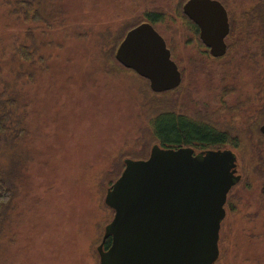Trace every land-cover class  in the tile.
<instances>
[{
  "label": "rangeland",
  "instance_id": "374dc122",
  "mask_svg": "<svg viewBox=\"0 0 264 264\" xmlns=\"http://www.w3.org/2000/svg\"><path fill=\"white\" fill-rule=\"evenodd\" d=\"M115 1L116 10L123 2L135 9L122 8L117 15L124 17L111 19L108 0H33L41 20L30 26L32 37L17 40L23 31L17 6L6 8L0 0V115L18 107L5 122L12 130L0 136V169L13 191L0 212V264H98L93 245L111 213L100 208L101 187L92 178L101 179L98 170L117 156L125 138L136 136L134 125L157 113H141L138 104L152 98L134 71L118 74L109 68L104 74L105 66L95 61L90 39L106 48V56L112 50L98 37L103 23L142 14L136 0ZM174 17L171 12L167 19ZM152 24L170 50L177 46L172 59L182 83L178 101L169 98V107L184 105L192 115L218 112L223 122L240 114L237 131L246 130V136L234 152L241 179L226 204L219 264H264V239L258 238L264 237V138L251 117L262 108L254 101L256 75L241 59L226 57L219 65L198 53L189 46L192 33L179 38L184 29L179 20ZM23 38L35 53L27 63L13 48ZM232 88V94L226 91ZM221 90L227 93L223 101ZM164 93L157 97L161 104Z\"/></svg>",
  "mask_w": 264,
  "mask_h": 264
},
{
  "label": "water",
  "instance_id": "95a60500",
  "mask_svg": "<svg viewBox=\"0 0 264 264\" xmlns=\"http://www.w3.org/2000/svg\"><path fill=\"white\" fill-rule=\"evenodd\" d=\"M183 11L199 27L211 56L224 57L231 31L226 7L219 0H189ZM115 58L155 93L182 83L179 66L152 23L131 29ZM260 132L264 135V124ZM236 173L231 150L195 155L192 147L154 144L147 159H125L105 197L115 213L97 248L100 264H215L228 197L241 179ZM109 237L112 244L105 250Z\"/></svg>",
  "mask_w": 264,
  "mask_h": 264
},
{
  "label": "trees",
  "instance_id": "16d2710c",
  "mask_svg": "<svg viewBox=\"0 0 264 264\" xmlns=\"http://www.w3.org/2000/svg\"><path fill=\"white\" fill-rule=\"evenodd\" d=\"M2 1L6 8H12L14 3L17 6V24H20V28L23 27V31H18L17 33V40L24 36L26 38L32 37L30 26L32 24H39L38 22L41 20V14L36 12L33 0ZM108 1L110 3L108 8L111 7L108 11V13H110L109 16H111V19H120L124 17L117 15L119 11L121 12L122 8H126L131 12L135 9V5L132 2L129 7L124 5L123 2V6L116 10V1ZM188 1L189 0H136L138 9L142 11V14L138 15L137 18L128 20H113L108 23H103L98 37L104 42V45L105 42H107V45L112 47V50H110L107 56L106 53L108 51H106L105 47L100 48L99 44L94 43V41L91 39L89 40L90 45L92 44V48L97 51L96 57L98 59H95L96 63L105 66V68H103L104 74L109 73V68L118 74L134 73L132 70L123 67L114 57L117 47L124 40L125 35L131 29L145 22H155L157 24L160 22L166 25H174V23L179 20L184 25V29L178 30L179 38L182 40L184 39V32H189L190 34L192 33L194 38L190 40L189 46H194V50H199L198 53H201L208 60L219 65H222V59H225L226 57H230L233 61L241 59V63L244 62V66L249 67L252 75L253 73L256 75V91L254 95V101H261L262 108L260 109L261 112L259 110H255V114H252L253 116L251 117L254 120L256 119V124L251 126L254 127L255 132L258 135L264 138L259 128L260 124H264V117H257L258 114H261L262 112L264 115V0H219L228 11L231 25V31L226 40L228 44V51L227 54L221 58H214L211 56L209 49L200 39L199 27L184 13L183 7ZM122 12L124 13V11ZM171 12H173L175 17L174 19L169 20L167 18ZM98 20L100 21L101 19L99 18ZM158 32L160 33V31ZM26 41L27 39L23 38L21 39L18 47H13L17 49L18 52L20 51L22 53L23 56L20 58V61L24 63L31 62L35 55V53L30 50L31 45L28 46L25 44ZM176 47L177 46L174 45L171 48L172 58H174ZM234 55L238 56V58H234ZM36 62L41 65L44 64L42 58H39V60ZM230 64L231 60H229V62H224V65ZM134 74L137 75L136 73ZM137 77L143 81L146 90L152 98L150 101L147 100L144 103L138 104L141 113L145 115H147L146 113L148 111L157 113L149 116L148 123H145L140 119V121L134 125L136 136L133 135L125 138L123 140L124 144L120 145L118 148L117 156H112L109 162L98 170V173L102 176V178H92V182L95 184L99 182L101 187L102 195L99 199L100 208L107 209L111 213L110 219L106 222H103L101 235L93 245V250L97 256L98 264H100V262L99 255L96 252V247L100 244L105 227L112 221L115 213L112 208L105 204L106 192L123 173L125 169V159H147L150 155V148L154 144H159L164 148H180L187 146L192 147L195 143H198L204 148L231 150L234 152L235 149L241 146L240 141L241 136H243L242 134L246 136V130L244 133L239 134L238 132L240 130V127H237L240 114L236 117H233L234 119L232 121H224L227 122V124H222L224 122L220 119L223 116L218 112L210 114L208 111L204 113L202 111L192 115L191 111L187 110L184 105L177 106L174 104L175 108L169 107V105H171V100H169V98L175 100V102L178 101H176L177 97L175 96L180 94L179 92L181 86L174 91L164 93L167 95L164 99V104H161V101L158 100L157 97L162 94L152 92L148 81L139 75H137ZM226 91H229V93L232 94V92H235V89H227ZM219 96L223 101L227 96V93H224V90H221L218 97ZM5 101L6 100L3 102ZM7 101L9 102V100ZM10 109L12 110L11 114L4 112L5 116L0 115V136H4L5 133H7L9 130H12V127H7V125L5 126V122L8 120V118H11L13 114H16L18 107H16L14 104V108L10 107ZM238 109L241 111V107ZM223 111V109L220 110L221 113ZM256 113H258L257 116ZM6 115L9 116L7 117ZM12 197L13 191L0 169V212H2L10 203ZM258 238H260V240L264 239V237ZM220 243L221 237L219 246ZM111 244L112 238L107 239L105 243L107 249H109ZM220 250L222 255L221 246ZM219 262L220 258L215 264H219ZM251 262L254 264V261Z\"/></svg>",
  "mask_w": 264,
  "mask_h": 264
},
{
  "label": "flooded vegetation",
  "instance_id": "af4514ba",
  "mask_svg": "<svg viewBox=\"0 0 264 264\" xmlns=\"http://www.w3.org/2000/svg\"><path fill=\"white\" fill-rule=\"evenodd\" d=\"M188 147V146H187ZM192 148H194V150H195V155H198V154H200V153H202V152H207V151H209V150H222V149H208V148H204V147H202L201 145H199L198 143H195L194 144V146H192ZM224 151V150H223ZM236 176H238V170H237V173H236ZM240 176V175H239ZM109 239V238H108ZM101 242H102V240H101ZM101 242H100V244H101ZM106 243V242H105ZM99 244V245H100ZM98 245V246H99ZM98 246L96 247V248H98ZM104 249L105 250H107V247H106V245H104ZM97 253H98V251H97ZM98 255H99V253H98ZM99 262H100V256H99Z\"/></svg>",
  "mask_w": 264,
  "mask_h": 264
}]
</instances>
